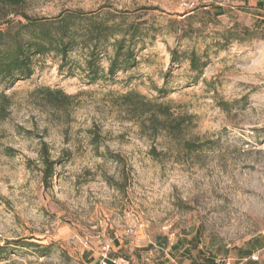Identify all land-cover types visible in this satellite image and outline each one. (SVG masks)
<instances>
[{
    "label": "rangeland",
    "instance_id": "obj_1",
    "mask_svg": "<svg viewBox=\"0 0 264 264\" xmlns=\"http://www.w3.org/2000/svg\"><path fill=\"white\" fill-rule=\"evenodd\" d=\"M68 10L124 29L140 24L153 38L137 43L136 65L113 78L87 82L83 51L74 48L64 60L36 55L30 77L0 82L7 97L0 264H98L120 250L149 261L167 253L178 263L184 247L186 260L202 264L259 235L264 0H29L23 7L33 18ZM191 51L204 63L197 71L189 68ZM107 66L103 56L100 67ZM48 91L70 99L53 108ZM130 91L168 103L176 121L155 131L121 98ZM43 144L53 162L47 175Z\"/></svg>",
    "mask_w": 264,
    "mask_h": 264
},
{
    "label": "trees",
    "instance_id": "obj_2",
    "mask_svg": "<svg viewBox=\"0 0 264 264\" xmlns=\"http://www.w3.org/2000/svg\"><path fill=\"white\" fill-rule=\"evenodd\" d=\"M29 0H0V82L8 85L32 75V58L43 53L54 52L62 60L68 53L83 51L81 71L89 83L101 76L113 78L119 71H125L136 65L135 45L150 40L148 29L122 27L120 23L90 16L82 11H64L52 18H33L23 7ZM110 47V54L106 48ZM106 56L107 69L100 67V61ZM189 68L197 71L204 66L194 51L188 55ZM177 61V52H171V62ZM158 92H164L159 89ZM127 101L130 110L137 117H146L153 129L167 130L168 121H176L171 106L146 99L144 96L128 92L121 97ZM70 96L61 91H48L46 102L53 108H60ZM7 97L0 98V120L6 117L4 104ZM174 130L175 127H172ZM170 132V131H168ZM46 145H42L41 158L46 166V175L50 173L53 162L49 160ZM47 176L44 177L46 180ZM4 253L0 247V256Z\"/></svg>",
    "mask_w": 264,
    "mask_h": 264
},
{
    "label": "crops",
    "instance_id": "obj_3",
    "mask_svg": "<svg viewBox=\"0 0 264 264\" xmlns=\"http://www.w3.org/2000/svg\"><path fill=\"white\" fill-rule=\"evenodd\" d=\"M180 252H183V256L178 257L179 264H199L195 263L193 260L185 259L188 257V255L184 253L186 252V247ZM170 254H173V252L170 251ZM138 256L139 255L135 252L134 255L128 257L126 253L120 250V252H116V254H110L109 258L104 257L98 264H101L103 261L107 264H178L167 253L165 257L154 258L151 261H149L147 255L143 257ZM252 257H255V259H252ZM166 258H169V260H166ZM211 259L212 261H203L201 259L200 261L202 264H217V261L229 259L231 264H264V230H262L259 235L253 237L246 245L234 249L233 251H228L225 255H219Z\"/></svg>",
    "mask_w": 264,
    "mask_h": 264
},
{
    "label": "built area",
    "instance_id": "obj_4",
    "mask_svg": "<svg viewBox=\"0 0 264 264\" xmlns=\"http://www.w3.org/2000/svg\"><path fill=\"white\" fill-rule=\"evenodd\" d=\"M252 259H255V257H252ZM101 264H107V263L105 261H103ZM172 264H174V263H172ZM217 264H231V262L229 259H225V260L217 261Z\"/></svg>",
    "mask_w": 264,
    "mask_h": 264
}]
</instances>
